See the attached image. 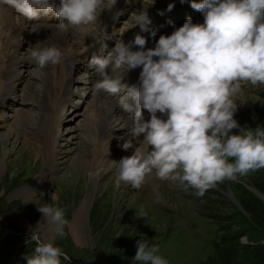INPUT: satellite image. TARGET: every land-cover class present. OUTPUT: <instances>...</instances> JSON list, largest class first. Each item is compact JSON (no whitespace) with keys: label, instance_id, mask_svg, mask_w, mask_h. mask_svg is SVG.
<instances>
[{"label":"clouds","instance_id":"1","mask_svg":"<svg viewBox=\"0 0 264 264\" xmlns=\"http://www.w3.org/2000/svg\"><path fill=\"white\" fill-rule=\"evenodd\" d=\"M116 2L4 0L29 22L56 18V28L62 33L70 27L97 24L100 13L110 11ZM189 2L203 15V23H193L189 16L171 34H161L153 48H146V37L137 33L131 41L118 40L106 56L93 55L88 60L87 67L99 77L94 92L116 96L113 109L130 114L121 147L133 151L113 161L118 166V184L139 189L155 170L160 180L179 182L185 190L194 189L202 196L219 182L264 169V128L241 127L234 119L238 104L233 99L243 95L242 84L264 85V0ZM173 8L169 3L166 11ZM158 14L164 15V11ZM134 21L127 29L139 25L141 32L156 36L157 29L145 10ZM41 28L43 25L36 24L31 32ZM28 59L45 68L60 64L64 54L56 46H37ZM138 67L139 86L122 83V77ZM109 70L123 71L114 76ZM144 110L149 113L147 120ZM233 129L239 131L233 133ZM37 210L52 239L41 240L38 222L31 230L30 239L36 246L27 264H61V258L70 264V256L53 242L65 236L68 220L64 209L40 204ZM159 252L158 245L139 240L133 259L140 264H168Z\"/></svg>","mask_w":264,"mask_h":264},{"label":"rangeland","instance_id":"2","mask_svg":"<svg viewBox=\"0 0 264 264\" xmlns=\"http://www.w3.org/2000/svg\"><path fill=\"white\" fill-rule=\"evenodd\" d=\"M151 4V0L142 1L141 11L154 8V4ZM134 28L135 35L141 32L139 25L132 30ZM233 99L238 104L234 119L241 127L264 128V93L258 89L254 93L243 91V95ZM78 113L72 114L69 125L77 124L87 115ZM30 114H18L27 123L24 124L25 135L22 136L20 129L16 140L11 135L8 138L4 136L8 130L7 124L15 117L5 116L0 122L5 126L0 129V144L11 149L0 153V159L3 160L0 166L4 170H0V224L3 227L9 226L15 233L25 234L31 240V230L38 227V222L45 225L37 206L51 204L63 208L68 220L65 236L53 242L70 256V264H140L133 259L139 240L149 245H158L159 254L168 264H200L212 254L215 244L227 240L241 245L264 241V232L250 224L247 214L238 203V195L242 191L264 203L255 194L254 189L257 188L253 185L254 182L264 183V169L252 171L246 176H237L235 180L219 182L202 196H198L194 189L185 190L179 182H160L154 178L153 173L145 177L139 189L124 182L118 184V166L114 163H111L114 164L112 168H99V178L96 183H92L81 162L84 158L78 154L80 143L76 137H70L73 133L68 135L63 131L62 141L57 142L64 143V146L54 145L51 170L44 169L43 180L39 179L45 187L50 188L51 195L58 199L46 197L47 192L43 186L32 184L36 175H39L37 170L45 164V156L40 155L36 149L39 125L36 113L31 111ZM238 131L232 130L233 133ZM31 133H34L33 136ZM86 145L84 139L83 150H86ZM72 147L73 151L70 152ZM76 154L80 162H70V158ZM72 169L78 170L82 179L78 177L76 180V173H71ZM70 175H74L73 181L69 180ZM26 184L33 186L34 196L23 198L12 194ZM87 192L91 193L90 204L81 232L77 235L69 223L74 209ZM24 224L29 225V228H24ZM41 230L42 227L39 230L41 240L50 241L52 233L47 237ZM32 243L36 245L34 241ZM61 264L68 262L61 258Z\"/></svg>","mask_w":264,"mask_h":264},{"label":"bare ground","instance_id":"3","mask_svg":"<svg viewBox=\"0 0 264 264\" xmlns=\"http://www.w3.org/2000/svg\"><path fill=\"white\" fill-rule=\"evenodd\" d=\"M3 11H5V10L0 8V15L5 14ZM84 88L85 87L82 86L80 88V90L84 89ZM69 94H70V90L68 89L66 91V95L69 96ZM86 95L89 97H87ZM76 97L79 98L80 102L78 104L75 102L70 103L72 110L71 111L65 110L61 114H58L57 107L55 105H53V101L54 100L57 101V99L48 98L42 103L43 105L46 104L47 106H49V111L47 113L43 114L42 120H41V125L39 127V131L42 134V136L44 137V141L41 144L42 149L44 150L43 152H44V156H45V159H44L45 164L44 165L54 162V157L52 154V151L54 148L53 149L50 148L51 146H53V144L50 142V138L52 137L53 130H54V127L52 124V117L53 116H55L56 122H57L58 117L59 118L71 117L72 118L73 113H76V112L77 113L78 112L87 113L86 117L84 115L85 118L83 120H79V122H77V124H73V125L67 124V126L65 128H62L63 131L65 132V134H68V135L70 133L75 134V136L73 134H71L70 137H72V139H74V137H76L78 140V143H80L79 145H80L81 149L78 151V154L80 155L79 157H81V155L83 156V154L87 151V150L85 151L82 149L83 148L82 140H83V138L86 137L85 130H87V129L92 130L93 128L95 129L96 127H101L103 129L106 128L108 130V132H110V130H114L116 137H120L121 135L124 134L123 123L119 121L118 117L116 116L115 111L112 109V107L110 105L106 104L105 102L99 101V99H97V97H95L90 91L86 92L83 97L81 95H78V96L76 95ZM35 100H36V102H38L37 99H35ZM59 102L65 103V102H68V100L67 99H60ZM30 103H33V101H30ZM15 113H16L15 116H13V117H15V119H13L15 121V123L12 120L11 123L7 124L6 128L8 130H7L6 134H4V136H5V138H8V136L11 135L16 140L17 134L20 131V129H21L20 133L22 132V136L25 135V133H26L24 124L27 123V121H25V120L22 121L19 115L20 114L29 115V111L24 110L23 108L22 109L16 108ZM0 122H2V121H0ZM2 124L3 123H0V126L5 127ZM31 134L33 136L34 133H31ZM60 141H62V140H60ZM70 142H71V140H70ZM73 142L75 143L76 140L75 141L73 140ZM0 143H2V142H0ZM22 144H24V143L22 142ZM0 145H1L0 153L1 152L6 153V152L11 150V149L10 150L6 149L4 147V145H2V144H0ZM57 146L62 147V146H64V143L60 144V142L59 143L57 142ZM21 148L23 149V146ZM69 150H70V152H72L73 147L70 148ZM97 150H99V152H105L106 148L103 145H101L100 147H96L94 149H91L92 154L95 155L97 153ZM65 151H61V152L65 153ZM104 154H106V153H104ZM120 154H122V153H120ZM122 156H123V154H122ZM117 157L118 156L115 153V159H117ZM79 159L80 158H78V156L76 154L70 158V162H72V163L80 162ZM0 162H3V160L0 159ZM81 162H82V164L84 163L83 164L84 168H85L84 170L86 172V175L90 178V182L96 183V180L99 178V174L101 172V169L98 170L97 166L93 162H86V160L85 161L83 160ZM2 168L3 167L1 165L0 166L1 172L4 171ZM74 172L76 173L75 178L77 180V178L79 177V175H78L79 171L76 169H72L71 173H74ZM68 173H69V171H68ZM117 174H118V170H117ZM73 177H74V175H70L69 180L73 181L72 180ZM81 177H79V178H81ZM76 180H74V182ZM30 184H26V185L16 189L15 191H13L12 194L20 195L23 198H28V197L34 196V188ZM32 184H38L40 186H43L42 188L44 190H46V192H47L46 197L51 198L53 196V195H51L50 188L45 187V185H43L39 179L35 178V180L32 182ZM90 196H91L90 192L85 193V195L83 196V199L79 202V204L74 209L73 217L71 219V222L69 223L70 228L73 229L76 232L75 234H77V235H79L81 232L80 230H81L82 225L84 223L86 212H87L88 206L90 204ZM261 199L264 200V197H261ZM24 225H25L24 228H26V229L29 228V225H26V224H24ZM40 227H42L41 231H42L43 235H46L47 237H49L50 232L47 231L46 221H45V225H40ZM33 229H36V228H33ZM47 237H45V239Z\"/></svg>","mask_w":264,"mask_h":264},{"label":"trees","instance_id":"4","mask_svg":"<svg viewBox=\"0 0 264 264\" xmlns=\"http://www.w3.org/2000/svg\"><path fill=\"white\" fill-rule=\"evenodd\" d=\"M253 185L264 194V183L254 182ZM238 203L250 224L264 232V203L244 191L238 195ZM200 264H264V241L241 245L227 240L215 244L212 254Z\"/></svg>","mask_w":264,"mask_h":264},{"label":"water","instance_id":"5","mask_svg":"<svg viewBox=\"0 0 264 264\" xmlns=\"http://www.w3.org/2000/svg\"><path fill=\"white\" fill-rule=\"evenodd\" d=\"M254 191H255V194H256L259 198L264 197V194L261 193L259 190L254 189ZM241 210H242V209H241ZM243 212H244V211H243Z\"/></svg>","mask_w":264,"mask_h":264}]
</instances>
